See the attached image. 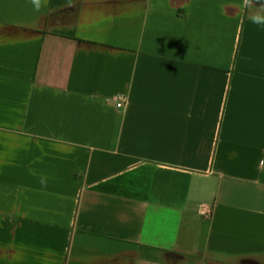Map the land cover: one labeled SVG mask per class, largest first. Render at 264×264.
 <instances>
[{
	"label": "crops",
	"instance_id": "0c3cea01",
	"mask_svg": "<svg viewBox=\"0 0 264 264\" xmlns=\"http://www.w3.org/2000/svg\"><path fill=\"white\" fill-rule=\"evenodd\" d=\"M38 3L0 0V264H264L251 10Z\"/></svg>",
	"mask_w": 264,
	"mask_h": 264
},
{
	"label": "clouds",
	"instance_id": "9594fccd",
	"mask_svg": "<svg viewBox=\"0 0 264 264\" xmlns=\"http://www.w3.org/2000/svg\"><path fill=\"white\" fill-rule=\"evenodd\" d=\"M33 3L39 7L38 0H33ZM240 8L245 11L251 10L249 17L251 23L264 27V0H241ZM41 183L46 182L42 179Z\"/></svg>",
	"mask_w": 264,
	"mask_h": 264
},
{
	"label": "built area",
	"instance_id": "2783aa9c",
	"mask_svg": "<svg viewBox=\"0 0 264 264\" xmlns=\"http://www.w3.org/2000/svg\"><path fill=\"white\" fill-rule=\"evenodd\" d=\"M117 104L119 105V104H120V101H118V102H117ZM206 211H208V209H207V208H206ZM204 212H205V210H204Z\"/></svg>",
	"mask_w": 264,
	"mask_h": 264
}]
</instances>
